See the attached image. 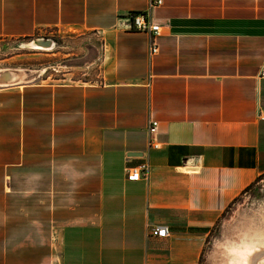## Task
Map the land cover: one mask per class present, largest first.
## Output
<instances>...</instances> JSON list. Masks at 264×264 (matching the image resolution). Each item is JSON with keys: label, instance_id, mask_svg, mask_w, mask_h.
<instances>
[{"label": "crops", "instance_id": "0c3cea01", "mask_svg": "<svg viewBox=\"0 0 264 264\" xmlns=\"http://www.w3.org/2000/svg\"><path fill=\"white\" fill-rule=\"evenodd\" d=\"M150 1L0 0V41L82 29L109 59L95 81L0 68V264H199L264 172V0H162L154 37L128 21Z\"/></svg>", "mask_w": 264, "mask_h": 264}, {"label": "rangeland", "instance_id": "374dc122", "mask_svg": "<svg viewBox=\"0 0 264 264\" xmlns=\"http://www.w3.org/2000/svg\"><path fill=\"white\" fill-rule=\"evenodd\" d=\"M84 34L82 29L54 28L42 29L32 36L1 40L0 68L25 70L24 80H100L104 68L109 66L108 56L105 61L102 58L96 60L97 57L91 52L92 40ZM47 40L53 43L52 48L37 49L34 45L35 42L43 44L42 41ZM263 232L264 172L237 195L209 227L199 264H238L235 260L240 258V253L235 252L234 248L251 242L252 237L254 243L257 242L256 248L259 250L262 247L257 251L262 260ZM256 235H259L257 240Z\"/></svg>", "mask_w": 264, "mask_h": 264}, {"label": "built area", "instance_id": "2783aa9c", "mask_svg": "<svg viewBox=\"0 0 264 264\" xmlns=\"http://www.w3.org/2000/svg\"><path fill=\"white\" fill-rule=\"evenodd\" d=\"M162 3V0H151L149 2V9L147 11H136L128 15V21L130 22L129 27L135 28L136 30H142L147 31L150 33V35L157 36L160 34L161 27L157 24L152 23V19L150 16V9L159 6ZM158 50L157 43L153 40L149 46V52L150 54L156 53ZM157 124L158 122L156 120L150 121V124L148 126V130L151 136L156 132L157 130ZM149 146H152L153 148H157L158 145L156 142H153L152 140L149 141ZM148 164L143 163L139 166L130 167L126 170L127 179L128 180H138L142 177L143 171L147 172ZM150 233L154 236L158 237H167L170 234V229L165 224H158L153 226L150 229Z\"/></svg>", "mask_w": 264, "mask_h": 264}, {"label": "bare ground", "instance_id": "6f19581e", "mask_svg": "<svg viewBox=\"0 0 264 264\" xmlns=\"http://www.w3.org/2000/svg\"><path fill=\"white\" fill-rule=\"evenodd\" d=\"M13 74L12 71H7V72H0V82L4 81L2 79H4V74ZM18 75V74H17ZM7 78V77H6ZM7 81V80H6ZM264 233V232H263ZM261 233V235L263 234ZM259 234V232H258ZM264 235V234H263ZM257 236V235H256ZM254 236V239L255 237ZM259 236V235H258ZM258 236L256 237V240L258 238ZM264 239V236L262 237ZM253 239V237H252ZM251 239V242H246L244 243L241 247H235L234 250L235 252H238L240 253V258H238V261L241 262V264H254L255 262L258 261V264H264V257H261L260 258V252H257L259 250L262 249H257L256 246H257V242L254 243V241ZM261 239V238H260ZM259 240V239H258ZM259 242V241H258ZM261 242V241H260Z\"/></svg>", "mask_w": 264, "mask_h": 264}, {"label": "water", "instance_id": "95a60500", "mask_svg": "<svg viewBox=\"0 0 264 264\" xmlns=\"http://www.w3.org/2000/svg\"><path fill=\"white\" fill-rule=\"evenodd\" d=\"M44 44H45V45H49V41H45Z\"/></svg>", "mask_w": 264, "mask_h": 264}]
</instances>
